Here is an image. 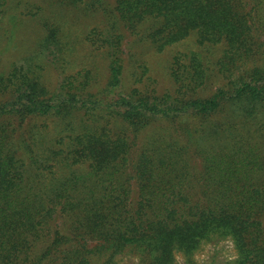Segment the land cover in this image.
Returning a JSON list of instances; mask_svg holds the SVG:
<instances>
[{
	"label": "trees",
	"instance_id": "16d2710c",
	"mask_svg": "<svg viewBox=\"0 0 264 264\" xmlns=\"http://www.w3.org/2000/svg\"><path fill=\"white\" fill-rule=\"evenodd\" d=\"M58 3L103 16L86 40L101 43L108 78L92 95L76 79L50 93L37 69L0 74V264H114L129 247L143 264H176L177 252L190 256L212 238L231 240L234 264H264V0ZM43 28L42 47L60 52L59 29ZM121 28L156 51L190 36L220 46L224 73L250 66L203 97L201 60L179 55L172 93H125ZM80 111L89 118H75ZM47 117L61 126L58 148L36 126L20 131ZM148 129L156 130L130 165L133 140ZM190 148L201 160L194 180Z\"/></svg>",
	"mask_w": 264,
	"mask_h": 264
},
{
	"label": "rangeland",
	"instance_id": "374dc122",
	"mask_svg": "<svg viewBox=\"0 0 264 264\" xmlns=\"http://www.w3.org/2000/svg\"><path fill=\"white\" fill-rule=\"evenodd\" d=\"M111 2V0H110ZM104 19L100 12H91L84 6H66L58 0H6L0 1V74L6 76L13 66L36 70L45 87L54 93L60 84L72 83L76 86L84 82V93L96 95L103 90L108 78V62L104 56L101 43L96 48L86 40L87 34L93 30L104 28ZM52 24L59 29L58 41L61 51L54 47H42L46 24ZM123 38L118 46L117 55L123 66L122 90L127 93L133 89L139 92H151L156 95L172 93L174 83L170 74L173 59L176 56L195 54L201 61L206 72V82L201 88V96L208 97L227 83V76L218 64L222 55L220 46L201 48L190 36L178 43L165 47L162 51L155 48L138 36L132 35L121 28ZM264 48V47H263ZM186 62V61H185ZM236 67L231 69L232 75L237 76L240 70L248 68ZM75 118L89 117L83 111L77 112ZM27 122L20 131L28 134L36 126L37 132L44 134L45 143L58 148L59 130L58 118H34ZM20 127L13 128L15 135ZM156 129L144 130L133 140L129 164L133 165L141 147L148 143ZM129 134V133H128ZM131 137V135H130ZM41 142V141H40ZM40 143L35 147L40 148ZM190 178L200 170L201 160L190 148ZM193 153V154H192ZM131 169V168H130ZM137 198V187L131 181V199ZM60 224L58 216L50 222L53 229ZM142 253L137 248L129 247L116 255L114 264H143ZM176 264H234L237 257L230 239L212 238L203 241L198 248L186 256L184 253L175 254Z\"/></svg>",
	"mask_w": 264,
	"mask_h": 264
}]
</instances>
